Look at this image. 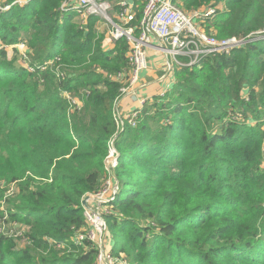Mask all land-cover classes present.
<instances>
[{"label":"trees","instance_id":"obj_1","mask_svg":"<svg viewBox=\"0 0 264 264\" xmlns=\"http://www.w3.org/2000/svg\"><path fill=\"white\" fill-rule=\"evenodd\" d=\"M62 2L0 9V40L26 42L36 67L0 51V224L23 227L0 233V264H93L96 249L72 238L86 226L83 198L109 180L113 252L130 264H264V0H174L187 12L223 3L208 24L219 38L252 40L177 70L122 130L123 84L106 74L129 70L128 44L105 51L96 17L86 32Z\"/></svg>","mask_w":264,"mask_h":264},{"label":"built area","instance_id":"obj_2","mask_svg":"<svg viewBox=\"0 0 264 264\" xmlns=\"http://www.w3.org/2000/svg\"><path fill=\"white\" fill-rule=\"evenodd\" d=\"M32 1L13 0L4 7L0 6V9L6 11L14 5L24 7ZM142 2V18L139 25H132L136 20V15L131 4L124 0L119 2V11L113 20L111 19L113 5L110 0H65L60 7L63 15L76 13L82 17L95 16L103 19L114 28L113 41L126 40L129 70L114 75L106 74L110 79L123 84L120 98L115 103L116 112L119 110L120 102L126 96L131 97L140 107L145 104L146 101L141 99L138 89L135 91L134 88L140 84L141 74L148 69V50L152 47L153 39L159 43V49L166 58V68L161 81L167 85L176 82L177 70L199 66L206 57L230 55L252 40L250 36L219 38L213 33L206 32L203 25L217 15L218 7H210L204 12L197 10L187 12L174 0H142ZM52 65L53 62L45 63L39 69L45 70L47 66ZM24 68L30 73H34L36 69L32 64L25 65ZM56 73L60 76L59 69L56 70ZM73 104L81 106L79 101L73 100ZM140 109L131 111L128 116V118H132L130 122L133 126L136 125L133 120ZM115 117L118 129L122 130L124 128L122 116L116 114ZM108 144L110 155L106 160L105 168L112 175L119 155L114 148V139H111ZM117 193L118 185H113L109 180L102 190L90 193L82 200V202L86 201V207H83L86 226L76 231L72 242L76 247L82 248L86 252L91 247L96 249V258L93 264H130L125 256L114 254L113 238L109 224L105 219V215L109 213L107 204L114 201ZM0 226L6 227L1 224ZM0 233L5 234L1 229ZM18 235H21V232Z\"/></svg>","mask_w":264,"mask_h":264},{"label":"crops","instance_id":"obj_3","mask_svg":"<svg viewBox=\"0 0 264 264\" xmlns=\"http://www.w3.org/2000/svg\"><path fill=\"white\" fill-rule=\"evenodd\" d=\"M121 1H123V0H110L111 4L113 5L112 15H114V18H116L117 12L119 11L118 4ZM124 1H127L128 3L131 4L135 15L137 13H142V10H143L142 0H124ZM178 3L180 5H182L181 0H178ZM217 7L220 10L225 9L224 8L225 5L223 3L219 4ZM207 10H208V7H205V8L199 9L197 11H203L204 12ZM188 12H193V11H188ZM141 18H142V16H141ZM139 22L140 21L138 20L137 23H139ZM208 23H209V21L206 22V24H208ZM206 24H204L203 26L205 27ZM96 29L100 30V25L98 23L96 24ZM105 38H106L105 42L103 43L104 50L110 51V50L114 49L116 46V42L113 41L112 38L110 37L109 28H108V33L105 35ZM151 42H152V47L148 50V69L141 74L140 84H138L134 88V90L136 91L138 89V94L141 97V95H143L146 92L145 87L149 86L150 83L151 84L153 83V84L161 85L160 87H161L162 92L160 91V93L158 95H156V94L148 95V97H146V99H144L145 101L153 100L156 97L164 96L174 85V84H172L171 87H168V86L162 87L163 82L159 78V75H160L159 73L164 71L163 68L166 65L165 64L166 58L159 49L160 48L159 43L156 42V40H154V39ZM155 78H157V79H155ZM147 79H149L148 80L149 82L148 83L145 82L147 85H144L145 87H143L141 84H143L144 81H147ZM141 88H143L144 93H143V91H141ZM141 99H143V97H141ZM122 101H123V103H121L120 106L122 107V113L124 115V117H122L123 119H127V117L129 116L131 111L142 108L139 106L138 103L134 102L131 97H126Z\"/></svg>","mask_w":264,"mask_h":264},{"label":"rangeland","instance_id":"obj_4","mask_svg":"<svg viewBox=\"0 0 264 264\" xmlns=\"http://www.w3.org/2000/svg\"><path fill=\"white\" fill-rule=\"evenodd\" d=\"M65 0H63V2H64ZM6 2H8V0H0V5H4ZM62 2V3H63ZM62 3H61V5H62ZM176 4H177V2H176ZM178 5V4H177ZM180 6V5H179ZM202 8H205V6L203 5V7H201V8H199V9H202ZM208 8H210V7H208ZM198 9V10H199ZM91 17H95V16H87V17H82L81 15H79V16H76V19H75V23H77L78 25H79V27L80 28H82L83 30H85L86 32H88V31H90V26H89V18H91ZM96 19H97V22L95 23V26H94V29H95V31L98 33V34H100V35H103L104 36V39H103V43L105 42V35L108 33V28H109V32H110V37L112 38V33H113V31H114V28H113V26L111 25V24H109V23H107L105 20H103V19H100V18H97L96 17ZM111 19L113 20V19H115L114 18V15H112L111 16ZM89 22V23H88ZM99 24L100 25V30H97L96 29V24ZM204 30L206 31V32H208V33H213L214 35H216L217 37H219V35H221L220 34V31H219V29H217V27L216 26H213V25H211V24H206L205 25V27H204ZM257 33H260V32H257ZM256 33V34H257ZM255 34V33H254ZM24 36V34H22L20 37L22 38ZM25 38H26V36H25ZM226 38V37H225ZM18 49V51L20 52V54H18L17 53V55H15L14 56V50L13 49ZM1 50H6V51H8L9 53H10V59H13L14 58V60L17 62V64H18V66H20V67H24L25 65H29V64H32V57L30 56V48H29V46H28V44L26 43V42H21V43H18V44H16V45H13V46H11V45H5L1 40H0V51ZM166 60V59H165ZM50 62H53V61H50ZM46 63H49V62H46ZM165 64H166V61H165ZM164 66V65H163ZM165 68L166 67H164L163 69H164V71L163 72H161V73H159L160 75H159V78H160V80H161V78H162V76H163V74H164V72H165ZM155 79H157V78H155ZM149 79H147V81H144L143 82V84H141L143 87H145L144 85H147L146 83H148L149 81H148ZM146 82V83H145ZM168 83H169V81H168ZM164 85V86H163ZM171 85H172V83H169L168 85L167 84H165V83H163L162 84V87H165V86H168V87H171ZM161 85H157V84H151L150 83V85L149 86H147V87H145L146 88V92L144 93V91H143V88H141V91H143V95H141V97H143V99H146V97H148V95H152V94H156V95H158L159 93H160V91H161V87H160ZM168 89V88H167ZM162 92V91H161ZM75 95V94H74ZM72 97V96H71ZM126 97H128V96H126ZM126 97H124V98H126ZM73 98V97H72ZM75 98V97H74ZM120 98V97H119ZM79 99H77V98H75V101H78ZM117 100L118 99H116V101H115V103L117 102ZM121 100V99H120ZM119 100V101H120ZM121 103H123V101H121L120 102V105H121ZM121 107V106H120ZM117 115H120V116H122V117H124V115H123V113H122V107L121 108H119V110H117V112H115ZM236 116H238V115H236ZM241 116V115H240ZM128 118V117H127ZM262 122H264V115H263V119L261 120ZM248 122V121H247ZM250 123L251 124H253V125H255L256 124V122H253V120H250ZM261 128L264 130V123L262 124V126H261ZM109 182V181H108ZM3 209L2 210H4L5 209V207H6V205L5 204H3ZM22 226H20V227H15V226H12V224L11 225H6V227H4V226H0V229L5 233V234H7V233H9V235H13L14 237H17L18 236V233L19 232H21V230H22ZM17 234V236H15Z\"/></svg>","mask_w":264,"mask_h":264},{"label":"water","instance_id":"obj_5","mask_svg":"<svg viewBox=\"0 0 264 264\" xmlns=\"http://www.w3.org/2000/svg\"><path fill=\"white\" fill-rule=\"evenodd\" d=\"M82 206L86 207V201L85 200L82 202Z\"/></svg>","mask_w":264,"mask_h":264}]
</instances>
